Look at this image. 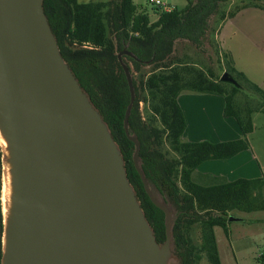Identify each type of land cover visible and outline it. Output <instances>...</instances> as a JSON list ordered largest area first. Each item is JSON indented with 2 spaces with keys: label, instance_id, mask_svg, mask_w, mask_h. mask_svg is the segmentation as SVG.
Here are the masks:
<instances>
[{
  "label": "water",
  "instance_id": "95a60500",
  "mask_svg": "<svg viewBox=\"0 0 264 264\" xmlns=\"http://www.w3.org/2000/svg\"><path fill=\"white\" fill-rule=\"evenodd\" d=\"M44 2L0 0V264H183L174 235L182 212L147 178L130 128L136 90L122 57L138 59L127 49L118 55L131 94L124 129L145 191L165 215L162 244L109 124L61 53ZM221 80L237 86L228 74Z\"/></svg>",
  "mask_w": 264,
  "mask_h": 264
},
{
  "label": "trees",
  "instance_id": "16d2710c",
  "mask_svg": "<svg viewBox=\"0 0 264 264\" xmlns=\"http://www.w3.org/2000/svg\"><path fill=\"white\" fill-rule=\"evenodd\" d=\"M113 1L45 0L44 8L63 57L120 145L128 178L162 244L166 241L165 215L145 191L133 161L135 145L124 129L131 94L118 55L127 49L136 56L138 60L124 56L123 61L134 76L136 101L130 128L141 142L140 155L146 176L158 188L169 191L180 207L182 214L174 235L183 264H198L203 258L209 264H222L215 229L222 228L229 234L230 213L234 211L264 212V178L229 181L225 177L204 175L205 183H199L195 174L205 162L231 160L250 150L248 137L255 131L253 115L264 113V92L259 86L250 84L243 74L236 73L229 55L227 72L237 86L222 81L209 69L205 72L173 56L178 40L202 45L203 40L210 38L214 30L209 29L208 21L229 0H187L188 6L171 12L156 8L160 14L155 22L146 11L139 10L133 0ZM251 6L244 5L221 14V22ZM256 7L264 9L260 4ZM84 45L92 49H85ZM216 53L220 59L219 51ZM144 68H150V73L146 79L138 81L136 74ZM239 81L250 89L248 95L244 94L247 106H242L239 101L246 91ZM185 91L223 97L224 116L237 121L242 137L221 143L184 142L187 120L179 97ZM143 92L148 93L150 100L151 115L147 120L139 112ZM253 100L260 102L251 109ZM172 153L175 158H171ZM2 192L0 154V259L4 229ZM195 225H200L202 231L199 247L191 238Z\"/></svg>",
  "mask_w": 264,
  "mask_h": 264
},
{
  "label": "rangeland",
  "instance_id": "374dc122",
  "mask_svg": "<svg viewBox=\"0 0 264 264\" xmlns=\"http://www.w3.org/2000/svg\"><path fill=\"white\" fill-rule=\"evenodd\" d=\"M93 1L108 2L110 0ZM116 1L113 2L116 3ZM133 2L138 6L139 10L146 11L150 15L152 22L158 19L160 12L155 11L156 8L150 5L149 0H133ZM165 2L172 9L182 10L188 6L187 0H165ZM258 4L264 7V0L262 2H259V0H229L223 3L218 14L211 17L208 21L209 29L211 31L214 30L210 38L203 40L202 45L193 44L188 40H178L175 47L176 52L173 57L181 59L183 63L196 65L200 70L205 72L209 69L216 77L221 79L225 74H228L226 63L230 60L228 58L229 55L234 62L236 73L243 74L250 84L259 86L264 92V9L256 7ZM244 5L252 6L241 10L233 18L228 19L229 22L223 24L222 27L224 29L219 41L220 47H218L215 34L221 24V17L223 16L221 14H228ZM218 51L220 59L216 53ZM123 62L127 64L126 61ZM150 70V68H144L139 74H136L137 80L146 79ZM234 76L237 78L235 74ZM239 82L241 83V81ZM243 84L246 91L242 93L239 101L242 106H247L246 103L248 104V102L244 94L248 95L250 89L247 87V84ZM184 93L185 97L200 95L191 91H185ZM195 101L199 103V108H194L197 114L194 117L192 129L190 132L188 131L189 134L183 137L184 142H190L191 140H200V142H203L204 138L208 135L214 137L216 133H227V131L231 133V126L227 121L234 123V127L236 124L238 125L234 118H226L225 116V118H222L214 104H202L204 100H201V98ZM259 102L260 100L250 102L251 109L256 108ZM140 103L142 105L139 104V112L143 119L147 120L149 115H151L150 100L148 99L147 92L142 93ZM196 104V102H190V107L193 108ZM262 119H264V115H260L259 118L257 117V132L254 136L251 134L248 137L252 149L253 145L258 147V142L264 138ZM168 149L166 152L169 151ZM263 150L264 145L261 144L257 151L261 153ZM0 154L2 155L1 142ZM175 157L176 155L172 153L171 158ZM246 157L242 156L238 161L205 162L198 168L195 174V180L199 183H205L204 175L201 174L207 173L208 175L218 176L224 170L227 172L248 174L252 165L251 162L254 161L250 156H248L250 159ZM254 164L259 168L260 164H262V158L258 157ZM260 217H264V213L234 211L230 213L229 234H226L222 228L218 227L215 229L222 264H264V224L253 225L249 221ZM191 238L196 246L199 247L201 245L202 231L200 225H195L192 228ZM198 264L209 263L203 258Z\"/></svg>",
  "mask_w": 264,
  "mask_h": 264
},
{
  "label": "crops",
  "instance_id": "0c3cea01",
  "mask_svg": "<svg viewBox=\"0 0 264 264\" xmlns=\"http://www.w3.org/2000/svg\"><path fill=\"white\" fill-rule=\"evenodd\" d=\"M227 22H229L228 19L221 22L218 29L216 30L215 38H216V44L218 45V47H220L219 41L221 39V35H222L223 29H224V27H222V26H223V24H226ZM184 94L185 93L183 92L179 97V104L181 105V107L185 113L186 120H187V130H186L184 136L189 134L188 131L190 132V130L192 129V125L194 124V117L197 114V111L194 108H199L198 107L199 103L195 100H198V98H201V100H204L202 104H214L216 109L219 110V114L222 116V118H225L224 117L225 101H224L223 97L214 96V95H207V94H200L198 96L185 97ZM190 102H196L197 104H196V106L191 108ZM260 115H264V113L257 112L253 115V122H254V126H255V131L252 134L253 136L257 132V126H256L257 125V117L259 118ZM227 123L231 126V129H232L231 133L228 131H227V133L226 132L221 133V134L216 133V135L214 137L211 135H208L206 138H204V141H210L213 143H221V142H227V141H233V140L240 139L242 137V132H241L239 125L236 124L234 127V123H232L231 121H227ZM263 123H264V119H262V126L264 128ZM198 141L200 142V140H196V141L191 140L190 142H198ZM261 144L264 145V138L260 142H258L259 146H261ZM259 146L255 147L253 145V149L251 147L250 150L243 152V153L239 154L238 156L234 157L233 159H231V160L238 161V159L241 158L242 156H247L246 158H249L248 156H250L251 159L254 162H256V159H258V157H260V158H262V164H260L259 168L256 167L254 162H251L252 165H251V168H250L248 174H241L238 172L237 173L236 172H227L224 170V172H222V174H219L216 177H225L229 181H235L238 179H260V178H264V150H263V152L258 153L257 149L259 148ZM228 161H230V160L223 161V162H228ZM201 175H208V174L205 173V174H201ZM255 213H264V212H255ZM249 221L253 225L264 224V217L252 219Z\"/></svg>",
  "mask_w": 264,
  "mask_h": 264
},
{
  "label": "built area",
  "instance_id": "2783aa9c",
  "mask_svg": "<svg viewBox=\"0 0 264 264\" xmlns=\"http://www.w3.org/2000/svg\"><path fill=\"white\" fill-rule=\"evenodd\" d=\"M149 3L151 6H153L155 8L162 9L164 12H171L174 10L166 4L165 0H149ZM134 36L138 37V34H135ZM83 48L92 49L89 45H84ZM140 104L142 105V103H140Z\"/></svg>",
  "mask_w": 264,
  "mask_h": 264
},
{
  "label": "bare ground",
  "instance_id": "6f19581e",
  "mask_svg": "<svg viewBox=\"0 0 264 264\" xmlns=\"http://www.w3.org/2000/svg\"><path fill=\"white\" fill-rule=\"evenodd\" d=\"M5 191H6V190H4V193H6Z\"/></svg>",
  "mask_w": 264,
  "mask_h": 264
}]
</instances>
